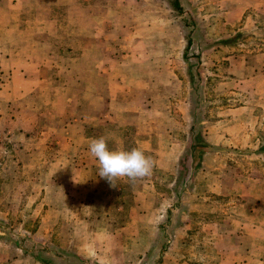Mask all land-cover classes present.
Masks as SVG:
<instances>
[{
    "label": "rangeland",
    "instance_id": "374dc122",
    "mask_svg": "<svg viewBox=\"0 0 264 264\" xmlns=\"http://www.w3.org/2000/svg\"><path fill=\"white\" fill-rule=\"evenodd\" d=\"M115 121L150 176L99 177ZM261 148L264 0H0V264H264Z\"/></svg>",
    "mask_w": 264,
    "mask_h": 264
},
{
    "label": "clouds",
    "instance_id": "9594fccd",
    "mask_svg": "<svg viewBox=\"0 0 264 264\" xmlns=\"http://www.w3.org/2000/svg\"><path fill=\"white\" fill-rule=\"evenodd\" d=\"M89 151L97 160L99 177L106 178L112 185L113 180L119 178L135 182L150 176L155 167L153 157L147 155L143 149H110L108 138L104 136L93 139L89 144Z\"/></svg>",
    "mask_w": 264,
    "mask_h": 264
},
{
    "label": "crops",
    "instance_id": "0c3cea01",
    "mask_svg": "<svg viewBox=\"0 0 264 264\" xmlns=\"http://www.w3.org/2000/svg\"><path fill=\"white\" fill-rule=\"evenodd\" d=\"M135 112L137 113L138 110L135 111ZM132 113H134V112H132ZM138 114H139L138 116H135L134 114H129L130 115L129 118L131 120H136L139 117H141L140 116L141 114L140 113H138ZM124 132H125V126L123 125V123L117 122V121H115V125L112 124L111 127L109 126L108 128H105V131L103 133V136L104 137H107L108 138V144L109 145L111 144L113 146V148H111V149H117V148H123L124 149L125 148V146H124V144H125V133ZM188 132H189V130H188ZM88 139L91 140V139H95V138L89 137ZM139 140L140 141H137L139 147L141 149H143L144 151H148L149 148L151 147V137L150 136L149 137H144V138L141 137ZM208 154H210V153H208ZM208 154H206V155H208ZM87 165L88 164H85L83 168L88 167ZM187 197L191 199V194L189 192H184V195H183L182 198H180V200H185V198H187ZM181 206H182L183 210L185 211L186 209H185V206L182 204V201H181ZM138 209L140 211H142V212L144 211L143 208L141 210V208L138 207ZM175 228L180 229V228H182V226L181 225H177ZM234 261H236V260H234ZM234 261L231 262V264H234L235 263Z\"/></svg>",
    "mask_w": 264,
    "mask_h": 264
},
{
    "label": "trees",
    "instance_id": "16d2710c",
    "mask_svg": "<svg viewBox=\"0 0 264 264\" xmlns=\"http://www.w3.org/2000/svg\"><path fill=\"white\" fill-rule=\"evenodd\" d=\"M174 4H175V7H176V4H178V0H174ZM240 37H241V34L240 33H236L235 35L231 36L228 39L221 40V43H223V44H229L230 43V44H233V45H237V40ZM190 46H191V41L187 40L185 50H187ZM189 132L191 134L190 142H191L192 147H193L192 149H194V150L192 152H190L189 149H187L186 152L192 154L196 150L198 153H202V156L200 157L198 162L195 161V158H193V156H192V158L190 159L191 160V164H189L190 162H188L186 164V166H190L191 167L192 174H194L197 170L200 169L201 160L203 159V157L206 154L210 153L212 150H214L215 146L209 144L207 141H205L203 138H201V135H199V134H196V135L193 136V132H195V128H194L193 124L189 128ZM261 151H264V148H261ZM178 162L179 163L177 164V169H176V174L177 175H178V173H181V170H182L181 160L178 161ZM183 169H184V167H183Z\"/></svg>",
    "mask_w": 264,
    "mask_h": 264
}]
</instances>
